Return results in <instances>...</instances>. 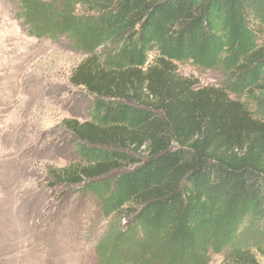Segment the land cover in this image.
<instances>
[{
    "label": "trees",
    "instance_id": "16d2710c",
    "mask_svg": "<svg viewBox=\"0 0 264 264\" xmlns=\"http://www.w3.org/2000/svg\"><path fill=\"white\" fill-rule=\"evenodd\" d=\"M20 17L32 36L65 35L85 54L69 81L92 96V119L65 123L90 163L57 178L105 185V209L131 216L98 243L102 264H207L247 217L264 219V120L177 70L222 46L232 89L264 100V45L246 40L264 41V0H22ZM230 254L258 264L251 250Z\"/></svg>",
    "mask_w": 264,
    "mask_h": 264
},
{
    "label": "rangeland",
    "instance_id": "374dc122",
    "mask_svg": "<svg viewBox=\"0 0 264 264\" xmlns=\"http://www.w3.org/2000/svg\"><path fill=\"white\" fill-rule=\"evenodd\" d=\"M21 4L0 0V264H102L98 243L113 226L127 228L131 216L105 209V185L96 193L57 178L60 168L90 163L65 123L92 119V96L69 81L85 54L65 35L32 36L20 17ZM214 24L217 43L224 45V25L218 19ZM246 40L264 45L258 36ZM227 60L221 46L210 64L184 61L177 70L200 86L225 87L264 120L263 99H246L245 88L232 89ZM234 248L251 250L264 264V219L247 217L230 244L210 253L207 264H231Z\"/></svg>",
    "mask_w": 264,
    "mask_h": 264
}]
</instances>
